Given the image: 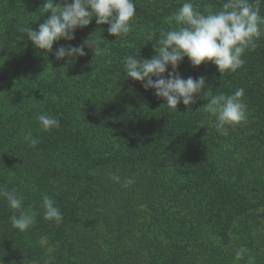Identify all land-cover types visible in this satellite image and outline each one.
Returning <instances> with one entry per match:
<instances>
[{
  "label": "rangeland",
  "instance_id": "1",
  "mask_svg": "<svg viewBox=\"0 0 264 264\" xmlns=\"http://www.w3.org/2000/svg\"><path fill=\"white\" fill-rule=\"evenodd\" d=\"M218 1L214 0V3H211L212 0L193 2L199 6L200 11L206 8L217 11L220 9ZM43 2L44 0H0V54L5 52L9 66V69L4 67V73L0 77L3 81H16V83L30 80L31 84L28 85V89L31 93L41 91L46 79L42 84H40V79L41 77L46 78L44 74L47 72H52L58 83L64 85L68 80L74 83L77 81L76 76L78 75L74 71L76 68L72 69L75 61L85 62L82 68L81 63H75V66L79 67L78 72L93 68L95 61L96 63L102 61V65H106L107 62L105 57H95L94 53L88 49H85L86 56L78 57L71 64H68L66 60L58 61L55 57L56 49L60 46L66 47L67 43H71V41L61 40L60 43L54 44L51 53H42L43 61H39L38 64L34 62L36 60L31 62L30 57L21 58L19 64L22 65L18 67L21 73L16 71L17 67L9 62L13 56L25 52L35 55L38 52L33 48L23 29L31 27L33 30H38L39 25L47 19L46 12L42 8ZM61 2L62 0H55V3ZM211 4H214V9ZM77 31L75 36L78 35ZM261 36L264 39V25H262ZM262 37L259 40H262ZM3 61L4 59L0 63ZM96 68L99 69L100 65ZM96 68L87 70V73H93ZM104 71L105 68L102 69L103 75L100 77L104 79L103 83H91L93 88H89L85 93L89 107L90 105L98 107L92 114L94 121H99L98 135L103 128L102 124L106 123L105 117L101 118L100 115L103 114L102 111L108 112V106L105 102H98L97 99L105 96L112 106L122 102L120 97H115L117 92L113 90L114 81L108 78L109 82H107L106 78L109 74ZM34 76L37 77L35 81L31 80L35 79ZM71 77L73 79H70ZM1 84L2 81H0ZM107 84L109 86L111 84V88L105 91L103 85ZM24 93L20 90L16 91L15 94H9L11 98H3L5 97L3 96L0 102V108L1 105L11 104L9 114L0 122V188L8 191L15 189L24 198L23 208L28 209L25 207L26 203L35 213L42 206L43 196L47 194L53 198L62 215L70 214L69 212L72 214L62 224L40 230L38 234L29 235V231L26 230L20 233L21 236L18 239H15L14 232H11L12 243L6 247L9 250L3 259L0 258V264H87V261L92 264H134L131 262L128 251L144 254V259L149 261V264H170L163 261L162 257L164 256V245L172 236L171 231L176 229L172 221L176 223L185 221L186 217L189 218L191 224L195 221L193 220L194 212L187 214L188 216L185 215L186 205L196 206L195 199L188 193L177 196L172 188L171 191L167 188L171 182H174L172 186L176 187L184 185L181 169L164 168L166 173L158 172L160 176L153 174L150 176L153 184H159L165 190L163 193L158 191L161 196H155L153 199L146 195L145 186L138 187L137 179L141 173L132 167L112 164V161L115 162L128 152L120 146L121 140L118 135L114 137L112 135L111 138L114 141L111 140V142L114 143L108 144V149H105V144H102V151L98 148L94 157L91 156L90 160L84 158V160L81 158V148L75 139L77 130L71 128L66 120H61L60 117L49 113L47 109L42 110L34 102L33 97L24 98L26 97ZM63 96L67 99L66 93ZM15 99L17 101L24 99L21 109H18L19 104ZM138 105L142 109V102ZM35 107L38 109L36 110ZM18 114L22 116L11 125L10 119ZM39 114L53 116L59 120L60 126L49 132L42 131L36 119ZM86 115L83 111L84 118H78L82 121L78 123L79 125H83ZM11 126L13 129L10 131ZM249 127L250 124L246 119L241 124L228 128L227 135L219 134L215 127L213 133L217 132L216 139L233 137L234 143L239 138L242 142H246V138H251L247 131ZM29 132L39 141L35 148L30 147L24 139ZM4 136L5 139L2 138ZM252 137L255 139V146L251 149H256L257 153L264 150V140L263 143H258L257 133ZM253 155L251 157L250 154V157L237 160L238 164L227 165L222 160L220 176L230 179L231 183H235L241 190L238 178H247L245 172L248 168L251 169L252 163L256 164L261 172L264 171V161H257ZM240 157L239 153L238 158ZM126 179H131L133 183L125 186ZM253 181H257L258 184L252 185L253 189L247 186L248 193L246 194L250 198L258 199L256 201L264 200V184L259 183V180L252 179ZM139 185L142 183L140 182ZM241 191L245 195L244 190ZM161 197L164 199H162L164 205L162 208L165 210L157 213L153 219L148 205L155 204V199ZM76 200L78 202H75ZM145 201L150 202L147 204ZM5 204L8 207L6 200ZM16 212L19 213V210ZM41 217L43 218V214ZM0 228L16 230L12 227L11 221L5 225L0 223ZM150 228L155 230L154 234L146 233ZM188 229L193 230L192 226ZM225 230L222 231V227L217 225L210 228L206 235H197L194 232L185 234L186 237L183 240L191 244L186 246L187 250L194 256L192 264H214L215 250L227 257L224 264H264V208L253 209L238 216ZM161 241L164 243L161 246L156 244ZM149 242L158 245V250L153 244L149 247ZM74 247L81 253V256L71 257V248ZM155 248V254L151 256ZM252 253L258 259L255 263Z\"/></svg>",
  "mask_w": 264,
  "mask_h": 264
},
{
  "label": "trees",
  "instance_id": "2",
  "mask_svg": "<svg viewBox=\"0 0 264 264\" xmlns=\"http://www.w3.org/2000/svg\"><path fill=\"white\" fill-rule=\"evenodd\" d=\"M193 1L197 0H192L194 4ZM184 2L185 0H134L137 15L135 18V26L133 31L123 39H117L115 36L109 35L107 31L109 26L97 25L95 20L88 27L79 29L75 40L67 43L66 47L69 44L82 43L88 38L96 39L97 37H104V43H110L108 44L110 53L105 56L107 61L106 65H102V61L98 63H96L97 61L94 62L92 67L96 68V66L100 65V68H96L90 74L87 73V70H92L93 68L83 69V71L80 70L78 72L79 67L75 66V63H81L80 66L82 68L85 62L83 60L75 61L72 64V69L76 68L74 71L78 75L76 76L77 81L75 83L74 81L69 82L68 80L69 83L67 82L62 85L58 83L52 75V72H47L44 74L46 78L41 77L40 79V84L46 79L41 91L31 93L28 89V85L31 84L30 80L16 83V81H3L0 77V81H2L0 85V102L3 96H5L3 98H11L9 94H15L19 90L22 93L25 92L26 97L24 98L29 96L33 97L34 102L42 110L47 109L49 113L60 117L61 120H66L71 128L77 130L78 133L75 139L81 148L80 155L83 159L90 160L91 156L94 157L96 150L100 149L102 151V144H105V149H108V144L114 143L111 142V140L114 141L111 138L112 135L113 137L118 135L121 140L120 146L127 149L128 152L115 160V162L112 161V164L117 163L118 166L132 167L135 171L141 173L138 175L139 179L137 181L139 183L141 182L142 185L138 183V187L142 188L145 186L146 195H149L151 198L154 199L155 196H161V193L165 192L159 184H153L151 182L150 176L152 174L154 176H160L158 172L162 174L166 173L164 168L177 167L181 169L182 175L184 176V185L182 187H176L172 186L175 183L171 182V185L167 188L170 191L172 188L175 194L177 193V196L182 193H188L190 197L195 199L196 206L190 204L185 207V215L194 212L193 220L195 221L191 224L188 217H186L185 221H178L177 223L172 221V224L174 223L173 227L176 226V229L171 231L172 236L164 245V256L162 257L163 261L170 264L193 263L194 256L188 252L186 247L191 244L183 240L186 237L185 234L194 232L197 235H206L210 228L217 225H220L222 231H224L238 216L253 209L264 208V200L256 201L258 199L250 198L246 194L248 193V187L252 188V185L258 184L257 181L252 182V179L259 180V183L264 184V171L261 172L256 164L254 165L252 163L251 169L248 168L247 172H245L247 178H238L239 184L247 197L235 183H231V180L226 177L222 178L219 174L222 165L220 162L222 160L227 165H230V163L238 164L237 160L250 157V154L252 157L254 152L253 156L257 161H264V150L260 151L261 154H259L260 152L257 153L256 149H251L255 146V139L252 137L255 133L258 135V143H263L264 140V53H262L264 51V39L262 36V40L258 39L256 41L257 47L255 50L244 53L242 57L244 64L234 73L228 72L221 76L218 68L214 64L208 63L207 66L204 64L199 68H193L188 58L184 59L178 69L180 75L185 79L188 77L196 79L203 76L206 79L207 85L205 89L207 95L203 96L204 92H202L201 95L195 98L196 103L190 106L192 112H189L183 103L177 106V111L164 107L166 106V101L157 98L154 90H145L140 82L123 77V58L127 55L134 54L138 55V58L151 59L156 55L154 40L159 38L161 32H166L175 27L174 23H169L168 18ZM224 2L226 0L218 1V7L220 9ZM249 2L257 6L259 8V14L264 16V0H249ZM211 3H214V0ZM211 5L214 9V4ZM149 31L156 34L153 41L146 39V33ZM28 57H30L31 62L36 60L34 62L37 64L39 61H43L41 58L42 52H37L35 55L25 52L18 56H13L9 62L14 67H17L15 69L16 71L20 72L18 67L22 64H19V60ZM2 59L4 61L0 63V75L4 73L5 66L9 69L5 52H1L0 54V62ZM103 68H105L104 72L107 71L109 74L106 78L107 82H109L108 78L114 81L113 90L117 92V94L114 93L115 97H120L122 102L115 103L112 106L105 96H100L97 99L98 102H105L108 106V112L102 111L103 114L100 115L101 118L105 117L106 123L102 124L103 128L101 129L100 135H98V128L100 129L98 126L99 121H94V117L92 116L93 111H96L98 107H95V105H90L89 107L88 100L85 99V93L89 88H93L91 83H103L104 79L100 78L103 75L101 73ZM169 71H171V67H169ZM110 72L115 73L112 74ZM34 77L35 79L31 80L35 81L37 79L36 76ZM165 77H167V73ZM70 79L73 78L71 77ZM103 86L105 91L111 88V84L110 86L108 84ZM238 88L244 89L243 99L247 104V120L250 124L247 131L251 138H246V142H242V139L239 138L235 141L236 143H234L233 137L216 139L217 132L213 133L215 118L211 117L202 108L208 103L207 100L212 95L218 93H224L226 95L232 94ZM65 93L67 99H64L63 94ZM23 101L24 99L17 101L19 104L18 109L22 108L21 104H23ZM140 102H142V109L138 105ZM10 109L11 104L1 105L0 122L9 114ZM35 109L37 110L38 108L35 107ZM83 111L87 115L85 116L86 120L83 121V125L81 126L78 123H82V121H79L78 118H84L82 116ZM20 116L22 115L20 114ZM20 116L18 114L12 117L10 124L13 125V122H17ZM12 129L13 126H11L10 131ZM2 138L5 139V136ZM239 153L241 154L240 159L238 158ZM145 166L147 167L145 168ZM165 184L167 185L166 182ZM176 185L179 184L176 183ZM162 199V197L160 199L157 198L155 199V204L148 205L153 219L157 213L165 210L162 208L164 206V199ZM75 202L78 201L76 200ZM149 202L145 201L147 204ZM25 207L29 208L30 205L25 203ZM69 213L62 215L63 218L58 224L50 221L46 222L41 217L43 214V208L41 206L40 209H37L34 224L27 230L29 231L28 234H38L40 230L62 224L66 219H69L68 216L72 214L71 212ZM16 214L18 215L19 213L16 212ZM11 215H13V210L6 207L4 198L0 197V223L2 225L9 223ZM167 217L169 216L167 215ZM190 226H192L193 230L188 229ZM11 232H14L15 239L21 236V232L18 230L12 231L6 228H0L1 259L7 255L9 249L6 247L12 243V238L10 237ZM153 232L155 230H151V228L146 231L148 234H154ZM182 235L184 236L182 237ZM148 244L150 247L151 244L154 245V242H149ZM156 244L161 246L164 243L161 241ZM156 244L154 246L158 250V245ZM195 244L197 245V243ZM156 248L151 252V256L155 254ZM71 250V257L81 256V253L78 252L76 247L71 248ZM137 254L139 252L131 253L128 251L132 263L149 264V261L144 259V254ZM251 255L255 263L258 259L255 258L254 253ZM140 256L141 258H139ZM214 256V264H224L227 261V257L223 256L217 250H215ZM150 259L153 258L150 257ZM87 264L92 263L87 261Z\"/></svg>",
  "mask_w": 264,
  "mask_h": 264
},
{
  "label": "clouds",
  "instance_id": "3",
  "mask_svg": "<svg viewBox=\"0 0 264 264\" xmlns=\"http://www.w3.org/2000/svg\"><path fill=\"white\" fill-rule=\"evenodd\" d=\"M42 8L47 19L39 25V29H23L33 48L42 53H51L54 44L61 40H75L76 31L88 27L93 20L97 25H108L109 35L123 39L133 31L137 17L134 0H62L61 3L44 0ZM198 8L192 0H185L168 18L169 23L175 24L174 28L161 32L155 40L154 32L146 33L147 40L155 41L156 55L151 59L138 58L133 54L122 61L125 79L140 82L145 90H154L157 98L166 101L164 107L176 111L177 106L183 103L192 112L190 106L196 103L195 98L202 92L203 96L207 95L205 77L185 79L180 75L178 69L185 58L193 68L211 63L218 68L221 76L234 73L244 64V53L255 50L256 41L262 35L264 16L249 0H226L218 11L208 8L200 11ZM104 40V37L88 38L78 46H60L55 51V57L58 61L66 60L71 64L78 57L87 55L85 49L92 51L95 57H105L110 53V43H104ZM243 97L244 89L238 88L232 94L218 93L207 100L202 109L215 118L213 126L219 134L227 135L228 128L247 119V104ZM36 119L44 132L60 126L59 120L49 114H39ZM24 139L33 148L39 143L31 132ZM131 183V179L125 180V186ZM0 197L13 210L9 219L14 229L24 232L34 224L36 213L30 208H23L24 198L15 189L8 191L0 188ZM42 208L46 221L61 222L62 213L51 196H43Z\"/></svg>",
  "mask_w": 264,
  "mask_h": 264
}]
</instances>
